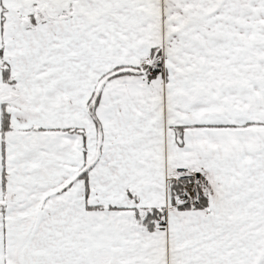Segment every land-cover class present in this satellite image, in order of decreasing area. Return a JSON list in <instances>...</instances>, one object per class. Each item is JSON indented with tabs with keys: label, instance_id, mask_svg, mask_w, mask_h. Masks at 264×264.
Instances as JSON below:
<instances>
[{
	"label": "snow or ice",
	"instance_id": "6c2138e0",
	"mask_svg": "<svg viewBox=\"0 0 264 264\" xmlns=\"http://www.w3.org/2000/svg\"><path fill=\"white\" fill-rule=\"evenodd\" d=\"M0 264H264V0H0Z\"/></svg>",
	"mask_w": 264,
	"mask_h": 264
}]
</instances>
